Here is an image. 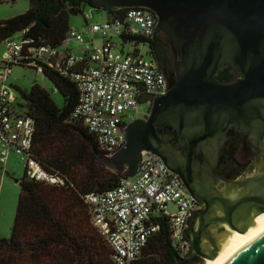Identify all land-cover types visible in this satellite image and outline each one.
Masks as SVG:
<instances>
[{"label":"water","instance_id":"water-1","mask_svg":"<svg viewBox=\"0 0 264 264\" xmlns=\"http://www.w3.org/2000/svg\"><path fill=\"white\" fill-rule=\"evenodd\" d=\"M99 1L153 10L174 58L173 77L166 75L167 91L142 96L151 101L147 117L127 124L126 143L109 161L117 171L133 176L142 151L149 149L178 173L205 208L189 224L190 252L173 264L211 258L218 250L213 230L226 231L221 225L225 222L229 230L244 233L264 213V166L231 182L241 188L234 198L216 180L220 147L241 131L257 154H264V0ZM225 60L235 67L231 80L216 77ZM171 133V140L163 139ZM222 264H264V230Z\"/></svg>","mask_w":264,"mask_h":264},{"label":"built area","instance_id":"built-area-1","mask_svg":"<svg viewBox=\"0 0 264 264\" xmlns=\"http://www.w3.org/2000/svg\"><path fill=\"white\" fill-rule=\"evenodd\" d=\"M160 32L153 10L137 5L121 15L103 21L70 27L61 45L37 43L27 29L3 39L0 53V162L11 152L23 160L27 176L41 182L64 185L63 176L45 170L35 158V119L27 113L17 88L9 82L15 66H44L69 76L79 90L72 111L76 119L97 141L110 159L126 143V127L135 120L142 96L167 91L166 74L148 52L142 39ZM87 34L98 35L97 45ZM84 46L73 51L68 41ZM126 45L131 48L126 49ZM145 48V52L142 49ZM126 49V50H125ZM148 53V54H147ZM151 109V104L149 110ZM130 119V120H129ZM85 202L91 222L112 249L114 264H140L145 249L161 228L184 257L191 250L187 230L200 208L179 174L149 149L142 151L139 169L133 176H118L113 187L87 193ZM174 206V211L170 207Z\"/></svg>","mask_w":264,"mask_h":264},{"label":"trees","instance_id":"trees-1","mask_svg":"<svg viewBox=\"0 0 264 264\" xmlns=\"http://www.w3.org/2000/svg\"><path fill=\"white\" fill-rule=\"evenodd\" d=\"M28 1V10L0 21V42L27 29V36L37 43L59 46L70 28V16L83 14L85 6L106 9L109 16H122L130 7L107 6L99 0ZM142 41L148 44L158 67L173 77V48L168 38L160 31ZM43 66V74L61 93L62 105H57L51 93L38 83L29 92L21 90V95L27 113L36 121L35 158L45 170L63 176L65 184L30 178L26 169L16 179L20 184L16 213L10 237H0V264H114L110 244L91 222L84 196L113 187L124 172L112 169L96 139L72 117L79 94L76 83L57 69ZM234 68L230 60H225L216 77L231 80L236 76ZM155 253L161 254L160 260L149 259ZM179 254L167 230L161 228L147 245L140 264H173Z\"/></svg>","mask_w":264,"mask_h":264},{"label":"rangeland","instance_id":"rangeland-1","mask_svg":"<svg viewBox=\"0 0 264 264\" xmlns=\"http://www.w3.org/2000/svg\"><path fill=\"white\" fill-rule=\"evenodd\" d=\"M29 7L30 2L28 0H2L0 1V21L7 17H12L16 14L25 12L29 9ZM107 17H109V14L106 9L91 8L87 5L84 8L83 14L70 16L69 25L74 29L82 28L83 25H86V23L103 21L104 19H107ZM86 38L89 39V41H91V38H95V43L97 45L102 43V39L95 34H87ZM3 45L4 44L2 43L0 44V53L4 49ZM67 45H69L70 48H72L75 52H80L84 48L83 45L76 43L73 40L68 41ZM125 48L129 49L131 48V45H126ZM142 52H145V48L142 49ZM9 82L14 84V86L18 89L16 95L20 100L24 102L25 99L21 95V90L29 92L32 85L34 83H38L51 93L50 95L56 101L57 105H62L63 98L61 96V93L57 91V88L52 83V81L48 79L47 76H45L35 68L15 66L13 68L11 77H9ZM150 104L151 101L149 99L141 100L139 105V112H137V117H142L147 114V112H149ZM108 162H110L109 159ZM254 163L257 171L259 172L264 166V154H256ZM111 167L112 169L117 170L113 163H111ZM24 171L25 166L23 164V160L21 159L19 154L15 152H11L5 162H0V237L8 238L12 233V227L16 213V204L18 202L20 190V184L16 181V179H20L24 174ZM250 171L248 170L247 172ZM169 209L170 211H174V206H171ZM213 232L217 238L216 244L218 245V234L220 232H215L214 230ZM205 243L207 247H210L207 242ZM149 259L160 260L161 254L155 253ZM195 262L196 264H205V258L197 257L195 259Z\"/></svg>","mask_w":264,"mask_h":264},{"label":"flooded vegetation","instance_id":"flooded-vegetation-1","mask_svg":"<svg viewBox=\"0 0 264 264\" xmlns=\"http://www.w3.org/2000/svg\"><path fill=\"white\" fill-rule=\"evenodd\" d=\"M147 117L145 114L142 117H136V119H144ZM175 136L174 133L169 135H164L163 139L171 140ZM176 147H180V143L175 144ZM254 145L251 141H248L246 134L241 131L239 136L235 139L226 141L219 150V159L216 162V169L219 177H217V185L222 190V188L237 179L246 178L257 173V168L255 167V157L257 151L253 147ZM203 159L199 157V163L201 164ZM250 172H247V171ZM234 198V197H231ZM199 203V202H198ZM200 208L198 213H200L204 208V203H199ZM194 264L196 262L194 261Z\"/></svg>","mask_w":264,"mask_h":264},{"label":"bare ground","instance_id":"bare-ground-1","mask_svg":"<svg viewBox=\"0 0 264 264\" xmlns=\"http://www.w3.org/2000/svg\"><path fill=\"white\" fill-rule=\"evenodd\" d=\"M263 168V167H262ZM258 172V171H257ZM241 188L230 183L222 188L223 192L229 197H235L240 193ZM221 225H225L226 231L220 232L218 239V250L216 254L209 258H205V264H222L225 260L233 255L239 248H241L246 242L259 235L264 230V213L260 214L248 225V229L241 233L238 230H229L230 228L223 222Z\"/></svg>","mask_w":264,"mask_h":264}]
</instances>
